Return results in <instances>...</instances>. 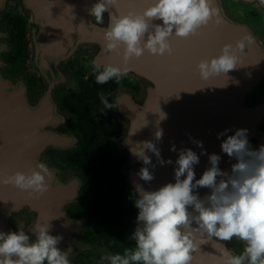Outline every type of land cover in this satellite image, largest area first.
Masks as SVG:
<instances>
[{
  "label": "water",
  "instance_id": "obj_1",
  "mask_svg": "<svg viewBox=\"0 0 264 264\" xmlns=\"http://www.w3.org/2000/svg\"><path fill=\"white\" fill-rule=\"evenodd\" d=\"M226 1L229 0H212V6H218L222 10L223 20L220 25L210 22L196 35L183 39L171 37L172 55L153 56L145 51L140 58L130 59L125 64L122 49L120 55L103 50L108 13L104 14L105 23L97 25L87 11L97 0H21L22 8L31 13L33 24L32 66L49 82L50 88L59 81L58 64L83 43L96 47L89 60L90 67L93 68V63L101 66H126L127 75L146 82L141 101L123 90L110 98L117 115L126 123L114 148L119 153H125L129 161L125 175L132 190L133 181L138 179L136 173L143 164L129 149L138 147V142L153 139L154 124L160 109L168 116L160 125L164 129V135L162 143L158 145L166 159L175 161L178 158V153L169 151L172 142L178 149L188 147L199 154L200 149L189 141L186 133L202 140L209 154L222 156L219 165L222 170H230L231 164L235 163L234 159L230 161L221 152L223 138L217 139V133L225 128L249 129V141L253 149L264 144V102L254 105L247 102L258 84L264 81V46L247 23L227 15ZM233 1L253 5L264 13V7H260L257 0ZM6 2L7 0H0V11ZM149 4L150 0H119L110 11L113 14H126L128 11H142ZM245 35H251L253 43L241 55L238 69L228 74L234 78L235 83L223 74L208 81L199 78L196 64L200 60L219 55L224 44L231 43L235 46L236 41ZM3 37L5 30L2 28L0 38ZM7 50L8 46L0 43V54ZM3 65L5 64L0 61V71ZM226 85L228 86L225 87ZM177 95L179 99L176 98ZM62 121L63 115L57 113L49 92L37 103L31 104L25 95L24 84L12 82L0 72V173L11 175L16 171L27 172L40 162L39 158L45 150L73 148L76 142L73 136L48 128ZM146 123L148 124L144 127ZM208 166L207 156H201L200 163L194 167L197 179ZM50 170L53 175L47 180L49 190L39 199L30 197L13 185L0 184V231H10L7 219L11 212L27 208L35 214L32 230L37 223L51 220L50 234L61 235L63 239L58 247L66 250L72 247L70 241L79 225L77 220L68 217L65 210L66 204L77 199V182L61 183L56 169ZM154 172L156 178L151 182L150 190L167 182H174L172 166H157ZM145 188L149 186L145 185ZM198 191L201 197L210 194L207 188H200ZM66 220L73 223L65 227ZM225 243L226 241L212 240L201 245L200 251L193 254L192 264H217L218 249L226 247Z\"/></svg>",
  "mask_w": 264,
  "mask_h": 264
},
{
  "label": "clouds",
  "instance_id": "obj_2",
  "mask_svg": "<svg viewBox=\"0 0 264 264\" xmlns=\"http://www.w3.org/2000/svg\"><path fill=\"white\" fill-rule=\"evenodd\" d=\"M118 3L119 0H97L87 11L97 25L105 23L104 14L108 13L103 50L120 55L122 49L125 64L140 58L145 51L153 56L172 55L171 37L188 38L210 22L218 26L223 20L221 8L212 6V0H150L142 11L113 14L110 9ZM257 3L264 7V0ZM252 43L253 37L245 35L235 46L224 44L219 55L196 64L199 78L208 81L223 74L235 83L228 74L238 69L241 55ZM93 69L96 83L100 85L113 79L119 83L128 73L126 66L116 64L93 63ZM100 98L104 105L101 113L106 114L112 105L102 93ZM157 117L153 139L138 142V147L129 149L143 164L136 173L138 179L133 181L132 198L138 215L129 239L134 241V247L101 259L107 264H192L193 254L200 251L201 245L212 240L236 239L243 242L242 251L235 254L227 247H220L217 264H264V144L253 149L249 129L225 128L217 133V139L223 138L221 152L235 163L230 170H222L219 167L222 156L209 154L202 140L186 133L200 152L188 147L178 149L172 142L169 151L178 153L173 161L164 158L158 146L164 135L160 125L168 118L167 113L160 109ZM201 156H207L209 166L197 179L194 167L200 163ZM157 166H172L174 182L150 190ZM52 175L48 165L39 162L27 172L0 173V184L13 185L39 199L48 192L47 180ZM200 188L209 189L210 194L201 197ZM50 221L35 225L34 239L22 227L16 231H0V264H70L72 249L58 247L63 237L50 234ZM71 223L66 220L64 226Z\"/></svg>",
  "mask_w": 264,
  "mask_h": 264
},
{
  "label": "flooded vegetation",
  "instance_id": "obj_3",
  "mask_svg": "<svg viewBox=\"0 0 264 264\" xmlns=\"http://www.w3.org/2000/svg\"><path fill=\"white\" fill-rule=\"evenodd\" d=\"M20 1L21 0H10L7 3V7L0 13V25L5 30V37L0 38V41H2V44L8 46V50L0 54V60L6 64L1 67V73L13 82H22L24 84L25 95L31 104L37 103L43 96H45V94L49 92L50 100L54 103L56 109L62 113L61 115L66 116V120L58 123L57 125L49 126L48 128L56 130L60 134L73 136L76 139L73 148L79 143L80 137L82 136L79 125L82 126L89 120L90 124H92L89 136L93 137V153H95V147L100 146L96 152L102 151L101 147H106L114 155L121 158L126 157L124 154L114 151L113 148V142L121 138L125 126L116 118L118 116L116 108L115 105L111 103L110 98L119 90H125L124 92L133 95L134 99L138 98L140 92L136 94L132 90V87H141L138 80L133 78V76L130 78L123 76L119 81L120 85L108 94H104L103 91L96 93L87 90L85 85H87L86 83L94 74V69L89 65V60L93 56L94 51L89 44L83 43L79 45L65 61H61L58 64V69L63 72L64 80L66 78L68 86L67 84H64L60 87L58 85L56 86L55 83L50 88L49 82H47V80H45L36 70L32 68L31 60L34 55L31 45L32 20L31 15L28 12L24 13L21 10ZM18 25L24 28V40L27 43V46L24 54L19 59V63L17 65H13L6 59V55L11 51L9 28H16ZM126 84H129V87H127ZM261 85L257 86L250 96L249 100L253 104L264 101V96L258 94V89ZM101 93L112 105L111 109L106 110V114L101 113V110L104 108L100 98ZM112 127L116 128L114 130L118 129L119 133L117 135L110 134L109 130ZM73 148L67 150H72ZM67 150L60 151L48 149L41 154L39 161L47 164L48 166H55L57 171H60L61 173L65 172L66 175H69V177H66L65 179H62L61 177L64 184L72 183L73 181L77 182V199L75 202L68 203L65 209L69 218H74L81 222L76 231L80 235V242L87 245L81 240V229L84 222L80 210L77 209V204L83 191L82 189L85 186L83 176L80 171L62 165L56 158L59 154ZM52 154L53 157L51 156ZM126 162L122 165V172ZM58 177L60 178V173L58 174ZM127 183L129 185V182ZM24 211L25 214H29L30 219L28 221L33 223L35 215L28 209H24ZM128 229L127 231H129ZM124 235L121 238H118V246H120V243L123 246L127 242L134 244L133 241L128 240V237L123 238ZM33 236L34 234L30 235V237L34 239ZM243 247L244 246L241 243L234 241L230 242V248L228 249H233L235 254H239L241 252L239 249H242Z\"/></svg>",
  "mask_w": 264,
  "mask_h": 264
},
{
  "label": "trees",
  "instance_id": "obj_4",
  "mask_svg": "<svg viewBox=\"0 0 264 264\" xmlns=\"http://www.w3.org/2000/svg\"><path fill=\"white\" fill-rule=\"evenodd\" d=\"M9 37L11 51L6 55V59L9 63L17 65L27 46L24 28L20 25L9 28ZM95 75L94 72L85 85L89 91H103L108 94L120 85V82L117 83L114 79L103 85L97 84ZM126 86L129 87V84ZM132 90L136 94L140 92L138 86L132 87ZM91 125L89 120L84 125H79L82 132L79 143L56 158L62 165L80 171L85 182L77 204L84 222L81 229L82 242L104 247L110 254H123L125 249L133 248L134 244L127 242L118 246L117 240L126 233L129 224L138 215L132 198L133 190L122 172V165L127 158L114 155L106 147H101L102 151L96 152L100 146L95 147L93 153V137L89 136ZM114 129L116 128H110L109 132L117 135L119 131ZM51 156L53 157V154ZM75 259H72L70 264H74Z\"/></svg>",
  "mask_w": 264,
  "mask_h": 264
},
{
  "label": "rangeland",
  "instance_id": "obj_5",
  "mask_svg": "<svg viewBox=\"0 0 264 264\" xmlns=\"http://www.w3.org/2000/svg\"><path fill=\"white\" fill-rule=\"evenodd\" d=\"M10 0H7V2L5 3V6L3 9H5L7 7V3L9 2ZM20 8L21 10L25 13L26 10H24L22 8V5H21V1H20ZM3 9L0 11V13L3 11ZM225 11L227 13V15L234 19V20H238L240 22H245L247 23L250 28L254 31V33L258 36L259 40L261 41L262 45L264 46V13L258 9L257 7L253 6V5H242L236 1H233V0H229V1H226L225 2ZM30 15L31 13L29 11H27ZM93 22H94V18H93ZM0 29H2L1 25H0ZM32 29H33V24H32ZM2 41H0L1 43ZM81 45V44H79ZM78 45V46H79ZM77 46V47H78ZM93 49V51L95 50V46L94 45H90ZM94 53V52H93ZM66 60V59H65ZM64 60V61H65ZM1 61V60H0ZM2 62V61H1ZM6 65V64H5ZM31 65H32V60H31ZM33 68V66H32ZM34 69V68H33ZM57 69H58V66H57ZM35 70V69H34ZM59 71V81H57V83L55 84L56 86H60L62 87L64 84H67V81H66V78L65 80L63 79V72L58 69ZM1 72V71H0ZM5 76V75H4ZM6 77V76H5ZM61 77V79H60ZM126 77L130 78L132 77L131 75H127ZM135 78V77H133ZM9 79V78H8ZM136 80H138V83L140 84V88H141V91H140V94L138 96V98H136V100H139L141 101L144 97V90H145V86L147 85L145 81H141L140 79L138 78H135ZM13 82V81H12ZM263 84V85H261ZM261 85L258 89V94L261 95V96H264V81H262L261 83L258 84V86ZM68 86V84H67ZM125 91V90H123ZM252 95V94H251ZM250 98L248 97L247 99V102L251 105H254L250 100ZM261 102H264V101H261ZM56 108V107H55ZM57 113L59 114H62L60 113L57 109H56ZM122 124H124V126H126V123L123 119H121L119 116L116 117ZM64 120H66V116L63 115V122ZM263 129H264V120H263ZM125 130V129H124ZM123 134V133H122ZM119 140V139H117ZM115 140L113 142V148H114V144L115 142L117 141ZM48 150V149H47ZM55 150H59V149H55ZM46 151V150H45ZM44 151V152H45ZM60 151H64V150H60ZM114 151L115 148H114ZM43 152V153H44ZM117 152V151H116ZM119 153V152H117ZM120 154H124L125 153H120ZM126 156V155H125ZM40 159V158H39ZM126 164H125V167L123 168V173H124V176L128 182V179L125 175V172L126 170L128 169V166H129V161L128 159L126 160ZM49 168H54L56 169L57 171V168L55 166H48ZM60 173V178L58 177V174ZM61 177L62 179H65L66 177H69V175H66L65 172H60V171H57V178L58 180L63 183V181L61 180ZM72 203V202H71ZM67 205V204H66ZM66 208V206H65ZM24 209H27V208H23L21 210H18V211H15V212H11L10 213V216L8 217L7 219V224H8V227H9V230L10 231H16L17 229L19 228H23V230L31 235V234H34L33 230H32V224L31 221H28L30 218H29V214H25V211ZM66 210V209H65ZM31 212V211H30ZM32 213V212H31ZM34 214V213H33ZM35 215V214H34ZM26 218V219H25ZM70 219H74V218H70ZM35 220V219H34ZM76 220V219H74ZM78 221V220H77ZM34 222V221H33ZM31 223V225H30ZM79 225L81 224V222H79ZM78 225V227H79ZM135 227H136V220L132 221L130 224H129V231H127L125 234L127 235H124L123 238L125 237H128V240L129 237L131 236V234L133 233V231L135 230ZM78 229V228H77ZM129 232V233H128ZM130 235V236H129ZM34 237V236H33ZM132 241V240H130ZM234 241H237L239 243H241L243 245V242L239 241V240H236V239H233L232 241H226V247L227 248H230V242H234ZM134 242V241H133ZM71 243V248H72V251L71 253L69 254V260L71 259H75L76 261H74V264H107V261H104L102 260L101 258L106 256V255H110L109 251L107 249H105L104 247H100V246H96V247H93L91 245H84L80 242V235L77 231H75V233L73 234V237L70 241ZM244 246V245H243ZM243 249V248H242ZM242 249H239L242 251ZM232 252L233 249H230ZM235 253V252H234Z\"/></svg>",
  "mask_w": 264,
  "mask_h": 264
}]
</instances>
